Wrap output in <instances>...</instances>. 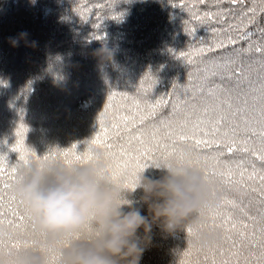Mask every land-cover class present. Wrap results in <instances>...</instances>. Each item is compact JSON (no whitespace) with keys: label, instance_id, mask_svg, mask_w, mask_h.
Masks as SVG:
<instances>
[{"label":"trees","instance_id":"obj_1","mask_svg":"<svg viewBox=\"0 0 264 264\" xmlns=\"http://www.w3.org/2000/svg\"><path fill=\"white\" fill-rule=\"evenodd\" d=\"M1 5L0 264H264V0Z\"/></svg>","mask_w":264,"mask_h":264},{"label":"rangeland","instance_id":"obj_2","mask_svg":"<svg viewBox=\"0 0 264 264\" xmlns=\"http://www.w3.org/2000/svg\"><path fill=\"white\" fill-rule=\"evenodd\" d=\"M7 6L6 5H1L0 6V13L2 12V9H4V8H6ZM136 53H138V52H136ZM200 84H202V83H200ZM109 87H112V86H109ZM94 88V87H93ZM108 89V88H107ZM105 92V88H103L102 87V85L99 87H95L94 89H90L89 88V94L90 93H94V94H98V93H104ZM235 95V96H234ZM233 96L234 97H236V95L237 94H234ZM237 98V97H236ZM59 100H61V97H58V99H57V101H59ZM55 102V101H54ZM66 112L67 111H65V113L63 114L64 116L66 115ZM126 115H128V114H126ZM131 117V122H132V120L133 119H135V118H133L132 116H130ZM128 118H125L124 116H123V120H122V122H121V124L123 125L122 126V129L123 130H125V128H126V125H128ZM108 125L109 126H111L112 128L114 127V123H112V122H109L108 123ZM30 127H34V126H30ZM22 129H23V127H21ZM20 128V129H21ZM35 128H37V127H35ZM45 128V127H44ZM30 129H32V128H30ZM117 130H114L113 131V129H112V131H110V134L112 135V136H117V135H119L120 133L118 132L119 130H118V128H116ZM33 130V129H32ZM10 132V131H9ZM14 132V131H13ZM13 132H10V134H12ZM123 132V131H122ZM109 134V135H110ZM130 131H124L123 132V136H122V138H120V139H118L119 141H121L123 144H128V142H131L130 141ZM132 135V134H131ZM2 135L0 134V137H1ZM23 137H24V135H23ZM148 139H150V140H153V138L150 136V138H148ZM102 150H103V148H101V151H100V158L98 159V161H101L102 159H101V155H102ZM114 159H116V157L114 156V158L113 159H111V163L108 161L107 163H108V165H114V163H115V161H114ZM102 166L103 165H101L100 163H99V166H98V168H99V172L100 173H104V170L102 169L101 170V168H102ZM97 168V169H98ZM134 173L133 174H135L136 173V171H133ZM128 173V175L130 174V171L129 172H127ZM125 175V174H124ZM118 179V178H117ZM117 179H114L113 177H111V179L110 180H108V181H111V182H120V181H118ZM113 191H115L114 189H113ZM112 192V191H111ZM114 194H115V192H113ZM105 192L103 191V190H100L99 192H98V197H96V199H97V202L96 201H93L94 203H96L95 205L94 204H92V201H88V207H90L87 211V215L86 216H89V218H91V213H92V211H95L96 210V208H98V209H102V208H100L99 207V203H100V201H103V200H101V198H103L104 199V204H106V202H112L113 200H111L112 198H109V199H107V198H105ZM114 204V203H113ZM118 210V209H117ZM111 211H110V209H109V211H107V212H105V213H103V211H101V215H104V216H106V214L107 213H110ZM48 213H50V212H48ZM93 214V213H92ZM96 214V213H95ZM98 214H99V212H98ZM97 215V214H96ZM95 221H94V223H96V222H98V221H96V219H94Z\"/></svg>","mask_w":264,"mask_h":264}]
</instances>
